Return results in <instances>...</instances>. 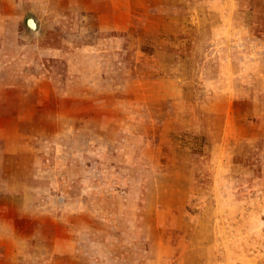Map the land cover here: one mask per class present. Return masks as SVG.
<instances>
[{
    "label": "rangeland",
    "instance_id": "374dc122",
    "mask_svg": "<svg viewBox=\"0 0 264 264\" xmlns=\"http://www.w3.org/2000/svg\"><path fill=\"white\" fill-rule=\"evenodd\" d=\"M0 264H264V0H0Z\"/></svg>",
    "mask_w": 264,
    "mask_h": 264
},
{
    "label": "crops",
    "instance_id": "0c3cea01",
    "mask_svg": "<svg viewBox=\"0 0 264 264\" xmlns=\"http://www.w3.org/2000/svg\"><path fill=\"white\" fill-rule=\"evenodd\" d=\"M125 6H128L127 4H125ZM113 8H117V6L113 5ZM101 12H98V14L100 15ZM103 13V12H102ZM113 19L111 20V25H113V30L116 28V29H120V30H126V26L122 27L120 26L121 22L119 21L120 20V12H118L117 10H114L113 11ZM100 19V26L102 28V30H105L106 28V24L105 22H102V18H99ZM7 149V147H6Z\"/></svg>",
    "mask_w": 264,
    "mask_h": 264
},
{
    "label": "water",
    "instance_id": "95a60500",
    "mask_svg": "<svg viewBox=\"0 0 264 264\" xmlns=\"http://www.w3.org/2000/svg\"><path fill=\"white\" fill-rule=\"evenodd\" d=\"M26 26L33 33H39L41 29L39 21L35 15H29L26 18Z\"/></svg>",
    "mask_w": 264,
    "mask_h": 264
}]
</instances>
